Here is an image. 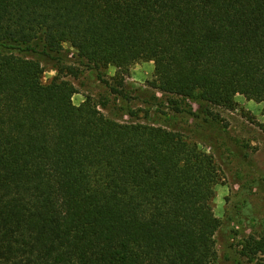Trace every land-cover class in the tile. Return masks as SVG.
<instances>
[{"label":"trees","instance_id":"obj_1","mask_svg":"<svg viewBox=\"0 0 264 264\" xmlns=\"http://www.w3.org/2000/svg\"><path fill=\"white\" fill-rule=\"evenodd\" d=\"M67 43L86 67L116 66L117 85L99 78L123 97L130 66L153 61L157 90L202 102L175 108L196 130L240 93L264 102V0H0V264H214V153L76 104L61 69L44 83L28 56ZM243 253L264 255V235Z\"/></svg>","mask_w":264,"mask_h":264},{"label":"rangeland","instance_id":"obj_2","mask_svg":"<svg viewBox=\"0 0 264 264\" xmlns=\"http://www.w3.org/2000/svg\"><path fill=\"white\" fill-rule=\"evenodd\" d=\"M28 57L42 61L46 69L42 76L44 83L53 80L57 69H61L62 76L78 89L73 97L76 104L91 95L112 119L155 122L178 128L201 149L213 152L221 169L213 208L223 222L216 235L218 259L214 264H264L263 254L247 256L243 253L247 240L264 235V102L248 100L240 93L236 96L235 109L213 106L211 123L195 130L194 119L184 112L176 113L175 108L199 112L202 102L163 95L157 90L151 84L156 79L153 61L140 60L130 66L123 97L112 92L99 78L101 73L117 85L114 79L117 67L110 65L100 70L86 67L69 43L65 44L60 57ZM132 111L135 116L128 114Z\"/></svg>","mask_w":264,"mask_h":264}]
</instances>
